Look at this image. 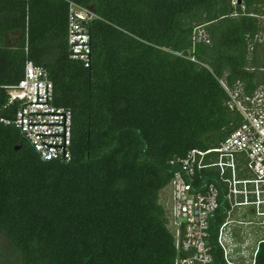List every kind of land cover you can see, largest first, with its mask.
I'll list each match as a JSON object with an SVG mask.
<instances>
[{
  "label": "trees",
  "instance_id": "1",
  "mask_svg": "<svg viewBox=\"0 0 264 264\" xmlns=\"http://www.w3.org/2000/svg\"><path fill=\"white\" fill-rule=\"evenodd\" d=\"M71 3L98 17L89 67L71 58ZM260 49L264 0H0V115L27 60L73 111L69 163L0 124V264H175L172 162L242 126L221 82L264 91Z\"/></svg>",
  "mask_w": 264,
  "mask_h": 264
},
{
  "label": "built area",
  "instance_id": "2",
  "mask_svg": "<svg viewBox=\"0 0 264 264\" xmlns=\"http://www.w3.org/2000/svg\"><path fill=\"white\" fill-rule=\"evenodd\" d=\"M96 19L92 10L70 4L71 58L87 67L92 55L89 26ZM221 83L230 107L242 114L244 123L219 148L192 150L172 162L176 170L169 226L175 238V264H219L218 253L225 264H238L234 258L239 256L245 236L241 227L246 225L232 220L238 209L252 208L259 220L255 229L264 228V91L241 96L240 89L233 92ZM6 91V113L0 115V124L17 129L42 161L71 162L73 111L56 105L48 72L27 60L24 78ZM222 211L226 218L219 221ZM260 243L250 264H256Z\"/></svg>",
  "mask_w": 264,
  "mask_h": 264
},
{
  "label": "rangeland",
  "instance_id": "3",
  "mask_svg": "<svg viewBox=\"0 0 264 264\" xmlns=\"http://www.w3.org/2000/svg\"><path fill=\"white\" fill-rule=\"evenodd\" d=\"M18 37L19 36H15L11 40H9V44L15 45L18 42ZM259 54L263 56L264 51L260 49ZM171 193H172V189H171ZM168 195L169 194H163V196L161 197L162 204L164 203V200L168 198ZM168 207L169 209H171L172 201L168 204ZM251 209L252 208L250 207L238 209L236 213H234V215L232 216V220L236 222L246 223V225H243L241 227L245 231V236H244V241L242 242V246L241 244L239 245V249H238L240 251L239 256L238 257L236 256L234 258V260L238 264L251 263L252 255L255 249L257 248L259 241L262 239V233L264 232V228H263V232H261L262 230L258 228L255 229V226L259 222V220L256 218L255 214L251 212ZM238 239L239 241H242L243 237L239 236ZM245 241L248 242V246L247 244H244L246 243ZM243 246H245L244 247L245 249L242 248Z\"/></svg>",
  "mask_w": 264,
  "mask_h": 264
},
{
  "label": "water",
  "instance_id": "4",
  "mask_svg": "<svg viewBox=\"0 0 264 264\" xmlns=\"http://www.w3.org/2000/svg\"><path fill=\"white\" fill-rule=\"evenodd\" d=\"M23 140L27 142L26 138L24 136H22Z\"/></svg>",
  "mask_w": 264,
  "mask_h": 264
}]
</instances>
